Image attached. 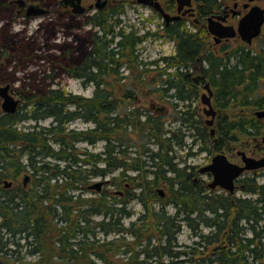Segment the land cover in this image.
Returning <instances> with one entry per match:
<instances>
[{"label": "trees", "instance_id": "1", "mask_svg": "<svg viewBox=\"0 0 264 264\" xmlns=\"http://www.w3.org/2000/svg\"><path fill=\"white\" fill-rule=\"evenodd\" d=\"M132 3L113 0L78 19L65 15L67 21L52 15L41 27L44 49L22 39L30 53L8 59L42 60L44 67L22 76L18 110L0 117V178L14 182L0 187L3 264H264V181L242 178L251 195L237 198L209 188L187 162L264 130L254 114H221L211 135L194 103L208 81L217 108L264 109V47L216 50L202 26L190 32L174 25L167 30L173 54L146 59L141 43L157 32L122 23ZM205 4L207 13L217 8L216 0ZM13 15L0 0V19ZM83 25L89 28L74 31ZM61 28L71 39L54 41ZM61 75L92 85L91 94L59 86ZM74 120L86 126L70 127ZM99 142V150L87 147ZM22 173L30 174L25 186L17 184ZM96 177H109L100 191L89 188ZM134 200L141 213L126 225ZM181 224L195 236L189 243L177 242Z\"/></svg>", "mask_w": 264, "mask_h": 264}, {"label": "flooded vegetation", "instance_id": "2", "mask_svg": "<svg viewBox=\"0 0 264 264\" xmlns=\"http://www.w3.org/2000/svg\"><path fill=\"white\" fill-rule=\"evenodd\" d=\"M157 1L159 2L160 6L164 10V12H166L170 15H178L179 16L178 19L170 20L169 22H167L164 19L162 13L160 11L156 10L157 16L159 18V34L161 36H163V38L171 39L174 43L173 38H169L167 30H172L174 25L182 26V25L186 24L188 27H191V24H193L195 26V30L201 26L203 29H206L207 35L213 40V44L215 46H220V48L224 45H230V47H231V41L234 39L237 40V42H239V45L241 43H243V44H246V43L240 38V36L238 34H236L233 37L222 38L220 41L216 42L213 39V35L208 32V29L206 26L208 16L215 17L217 15H222L224 17L222 20L223 25L232 26L233 28L237 29L239 19L252 6H259L260 8L264 9V0H216L217 8L212 9V11H210L209 13H207L209 10L207 9V5L205 4V2L207 0H191V7H187L186 5H184L181 7L180 10H178V3L176 0H157ZM8 2L14 8V15L12 17H10L9 19H0V22H1L0 23V57H4L5 55L7 56V58H5L4 60L0 58V87L8 84L7 92L9 94H11L14 99L18 100V106H17V110H18V107L20 106V99L16 94L15 88L20 86L22 76L24 74H26L29 71V67L34 64V63L28 62V61L23 62V60H22V59H24L23 57H21V59L19 60V63H18L16 60H13L14 59L13 55L11 56L13 59L10 62L8 61L11 54H15V53L19 52L20 54H24L26 56L27 54L30 53L28 50V49H30V45H26V48L23 47L20 43L21 40L24 39V40L34 41L36 43L34 46V50H36L37 52H38V50H41V49L43 50L44 49V39H43V44L40 45L39 42L37 41V39H38L37 32H40V33L44 32V29H42L41 27H42V25H44L45 20L51 18V15L57 16V20H59L61 17H63V19H64L65 15H72L75 18H81L84 15H90L91 14L90 12L93 13L97 10L107 9L108 7H110L112 5L113 0H80V5H82L84 7V11L81 13L73 12V7H72L71 3H65L64 0H23L24 3L22 5H20L16 0H8ZM134 2L138 3V2H136V0H134ZM48 3H50V4H48ZM31 4L39 5L41 8L46 9L47 12L44 13L43 15H41L42 17H44V21H42V22H40V24H38V27L36 28L35 33L31 32V34H27L28 30H27L26 26L28 25L30 19L38 17V16H32V15L26 14L27 6L31 5ZM45 4H48V5H45ZM16 19H20L21 22L24 24V26L20 30L12 31L13 30V24L16 21ZM263 26H264V22L261 26V30H260L259 35L261 34V32L263 30ZM184 27H185V29L187 28L186 26H184ZM189 31L192 32L191 30H189ZM58 33H59V30L56 32V35ZM9 34H12L11 39H12L13 43H10L7 39V37H9L8 36ZM259 35L254 37L252 39V41L254 39H256ZM55 38H56V36H55ZM55 38H54V41H55ZM226 52H227V50L225 51V53ZM35 64L37 65V63H35ZM30 70H33V69H30ZM202 77H203V75H202ZM205 82H203V83H205ZM212 97H214V89H213ZM2 101H3V97L0 95V117L5 116L7 113H10V112L5 111L2 108ZM211 103H212V101H211ZM196 107H197V105H196ZM213 107H214V105H213ZM161 108H162L161 105H159L156 109L154 108V110L159 111ZM256 110H258V109H256ZM256 110L253 111L254 116L259 118V119L264 118V116L263 117L256 116L254 113ZM217 112L218 111L216 110V114L213 117L212 125H208L206 121L211 119L212 116L210 114H207L205 111V113L207 115H210V117H209V119H206L205 124L204 123L203 124L209 130L211 128H214L217 117L219 116V115L217 116ZM198 114L200 116V119L202 120L199 112H198ZM26 121H24V122H23V120L17 121V122H15V125L18 124V126H22L24 123H27ZM210 134L213 135L214 133L212 134L211 130H210ZM259 136H260V138H258ZM244 138L256 140V143L250 146L248 139L245 140V142L243 141L241 143L240 148H238V150L235 153L238 157V160H239L236 162L238 164L243 163L242 153H244L246 156H251V157H255V158H259V157H262L264 155V130H262V132L258 135L246 136ZM229 147H231V145H229ZM246 149H249V151L248 150L246 151ZM222 151L225 153L224 150H222ZM213 155H211V158ZM211 158H210V160H211ZM228 159H229V157H228ZM258 170L264 171V168H260V169H256V170H245L235 179V190H234L233 194L235 195L236 191H239L240 193H243V194L245 193V195H242V196L241 195H235V197H237V198L250 197L251 193L246 192V190L244 188V182L241 181V179H242L241 176H243L246 172H251V175H254V174L256 175V174H258L257 172H259ZM206 173L208 176L210 175V178L212 179L211 174L209 172H206ZM256 178H257V175H256ZM4 180H10L11 184L8 186H5ZM208 182L209 181H206L207 186H208ZM20 183L23 186H25L27 184V183L26 184L24 183L23 177H22V181ZM13 185H14L13 180L7 179V178H0V187L2 186L3 188H10ZM213 189L223 190L219 187H215ZM242 225H244V223H243L242 218H240L239 219L240 228ZM241 229H239L238 232L240 235H243V234H241L242 233ZM244 236H246V237L251 236L250 230L247 231L246 235H244ZM4 261H6V256H4V254H2V252H0V264H3Z\"/></svg>", "mask_w": 264, "mask_h": 264}, {"label": "rangeland", "instance_id": "3", "mask_svg": "<svg viewBox=\"0 0 264 264\" xmlns=\"http://www.w3.org/2000/svg\"><path fill=\"white\" fill-rule=\"evenodd\" d=\"M90 13H92V12H90ZM121 18H122L123 24H125V25L134 24V27L138 28V30L141 33L143 31L148 30V29L150 31L157 32L156 35H152V36L148 37L145 41H143L141 43V46L139 48V52L143 58L152 59V58H157V57L163 56V55L173 54L174 43L171 39L163 38V36H159L160 35L159 34V18L157 16L156 11L154 9H152L149 5L138 4V3H135L133 0V3L126 7V11L124 14L121 15ZM64 19H65L64 21H67L66 17ZM42 21H44V17H42V16L41 17L38 16L36 18L30 19L28 25L26 26L27 30H28L27 34H31V32L35 33V30L38 27V24H40V22H42ZM23 26H24V24L21 22V20L16 19V21L13 24V30L12 31L20 30ZM184 26H186L187 27L186 29L191 30L192 32L195 29V26L193 24H191V27H188L186 24ZM88 28H89L88 25H83L79 29L78 28H73V29L76 33L81 34L84 32V30H86ZM203 30L207 34L206 29H203ZM62 33L63 32H62V28H61L59 30V33L56 35L55 41H61L63 39H65V40L71 39L70 36H63ZM37 34H38L37 41L39 42L40 45H42L43 39H44L42 37V33L37 32ZM207 42H208V46L210 48H213L216 50L220 48V46H215L213 44V40L209 36L207 38ZM238 45H239V42H237V40L234 39L231 41V48H234ZM249 46L252 48H257L259 46L264 47V26H263V30H262L261 34L256 39H254L251 42V44H249ZM40 51H42V49L38 50V52H40ZM36 63H37V65L34 63L33 65H31L29 67V70L44 67V62H42V60H38V62H36ZM56 84H59V86L63 87L64 89H66L68 91H72L75 93H82L85 95L91 94V91L93 88L92 85H89L87 87H83L78 79L72 78V77L67 76V75H61L57 79ZM203 84L204 83L202 82V84L200 85L199 95H198V98L195 99L194 103H195V105H197L198 112L200 113L202 121L205 124L206 119H209L210 115H207L205 113L204 110L207 109V106L205 104H203L202 100H201L202 95L207 96V94H208L206 89L203 87ZM211 101H212V104L214 105V108L218 111L217 116L221 115V114H228L229 116L234 115V114L253 115V110H249V109L248 110H241L239 108L238 109L237 108H230L227 110H222V109L216 108L215 103H214V97H212V96H211ZM49 121H50V119H45V120H42L40 123L42 125H46L49 123ZM261 122L264 123V118H261ZM24 125H25V123H24ZM69 125H70V127H74V128H84L86 126V123H84L80 120H74ZM260 136L258 138H260ZM247 139L249 140L250 146L256 143V140H251L249 138L241 137L237 142L230 144L231 147H229V149L225 150V153L227 154V156L229 157V159L231 161H233V162L239 161L238 157L235 153L238 150V148H240L241 143L243 141L245 142V140H247ZM187 141L190 142L191 138L187 137ZM80 145L85 146L86 144L81 143ZM102 145H103V142H99V143H97V145L95 147H91L90 145H87V147L94 149V150H99V149H101ZM197 146H198L197 144H193L192 150L194 151L197 148ZM247 150L249 151V149H246V151ZM184 152H185V150H184ZM180 153H183V151ZM210 158H211V155L208 152H206V151L200 152L199 151V152H197V154L188 156L187 162L191 163V164H196L197 168H200V167L206 165L207 163H209ZM258 171H259V172H257L258 174H256L257 179L260 182H263L264 181V171L263 170H258ZM23 175L24 174L22 173L18 177L17 184H20V182L22 181ZM249 175H251V172H246L241 177L244 178V177H248ZM197 177L200 179L206 180V181L211 180L210 175L208 176L207 173H198ZM99 179H100V177H96L93 179V181H96ZM235 195H241L242 196V195H245V193L243 194V193H240L239 191H236ZM129 207L131 208V210L133 211L134 214L130 218H126L124 220V223L126 225H128L129 221L134 220L137 217V215L139 213H141V209H142V206L139 203H137L136 200L132 201L131 204L129 205ZM166 210L169 213L174 212V208L171 205L167 206ZM206 230H207V228L203 227V231H206ZM176 235H177V238H176L177 242L182 243V244L189 243L192 241V239L195 238V236L191 233L190 229L184 224H181ZM112 236L113 235H109L108 237L111 238ZM22 250L24 251V248ZM29 259H30L29 256H27V260H29Z\"/></svg>", "mask_w": 264, "mask_h": 264}, {"label": "water", "instance_id": "4", "mask_svg": "<svg viewBox=\"0 0 264 264\" xmlns=\"http://www.w3.org/2000/svg\"><path fill=\"white\" fill-rule=\"evenodd\" d=\"M20 5L24 2L23 0H16ZM178 3V10L181 9L182 6L186 5L187 7H191V0H176ZM65 3H71L73 7V12L81 13L84 11V7L80 5V0H64ZM136 2L140 4L150 5L152 8L160 11L164 17V19L169 22L170 20L178 19V15H170L162 9L159 2L157 0H136ZM47 10L41 8L39 5H28L27 6V15L32 16H41L46 13ZM222 15H217L215 17L208 16L207 17V29L210 34L213 35V39L218 42L222 38L233 37L236 34L240 36V38L247 44H250L252 39L256 37L261 30V26L264 22V9L259 6H252L240 19L238 22L237 29L232 26H225L222 23L223 20ZM203 87L207 91V96L202 95V103L207 106L205 109L207 114L212 116L211 119L207 120L208 125H212L213 117L216 114V109H214L211 103V96L213 94V89L210 86V83L206 81ZM8 84L0 87V95L3 97L2 108L10 113H14L17 110L18 100L14 99L11 94L7 92ZM255 115L258 117L264 116V109H258L255 112ZM211 133H214V128H211ZM242 164H238L236 162H232L228 159L227 155L221 151L214 154L211 158V161L200 167L199 172H209L212 176V179L208 182V186L210 188L219 187L228 193H234L235 190V179L245 170H256L259 168H264V155L259 158L246 156L242 153ZM30 179V175L28 173L24 174L23 180L26 184ZM108 182V179H100L93 181L89 188L95 191H100L102 186ZM5 186L11 184V181L4 180ZM159 193L163 195V190L159 188Z\"/></svg>", "mask_w": 264, "mask_h": 264}, {"label": "bare ground", "instance_id": "5", "mask_svg": "<svg viewBox=\"0 0 264 264\" xmlns=\"http://www.w3.org/2000/svg\"><path fill=\"white\" fill-rule=\"evenodd\" d=\"M98 8V7H97ZM103 8V7H102Z\"/></svg>", "mask_w": 264, "mask_h": 264}]
</instances>
